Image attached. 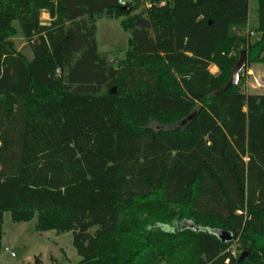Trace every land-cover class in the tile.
Here are the masks:
<instances>
[{
    "label": "trees",
    "instance_id": "obj_1",
    "mask_svg": "<svg viewBox=\"0 0 264 264\" xmlns=\"http://www.w3.org/2000/svg\"><path fill=\"white\" fill-rule=\"evenodd\" d=\"M149 3L0 0V252L10 211L72 232L77 264H264V93L213 96L238 50L264 63V0L254 42L249 0ZM103 15L125 16L118 65Z\"/></svg>",
    "mask_w": 264,
    "mask_h": 264
},
{
    "label": "rangeland",
    "instance_id": "obj_2",
    "mask_svg": "<svg viewBox=\"0 0 264 264\" xmlns=\"http://www.w3.org/2000/svg\"><path fill=\"white\" fill-rule=\"evenodd\" d=\"M124 1L126 3L130 0ZM144 1L146 6L150 5L149 0ZM254 6H257V0H251V16L246 30L251 42H254L258 37V33L255 31ZM124 18L125 16L108 17L103 15L96 21L98 52L106 56L114 65H118L120 60L125 59L129 49L130 33L122 25ZM50 19L47 11L41 13V20L44 23H48ZM14 41L22 53L31 57L30 47L20 31ZM239 51L235 52L237 60L240 57ZM209 69L213 74L219 73L218 67L211 65ZM238 85L247 94L264 93V63L249 64L248 62L241 73ZM3 220L0 264H36L38 259L41 264H77L82 259L73 244L72 232L37 231L36 217L29 222H16L12 219L10 211L4 213ZM162 228H167V226L164 225ZM92 231L94 232V229ZM232 249L237 255L239 251L236 244ZM162 264H165V261Z\"/></svg>",
    "mask_w": 264,
    "mask_h": 264
},
{
    "label": "water",
    "instance_id": "obj_3",
    "mask_svg": "<svg viewBox=\"0 0 264 264\" xmlns=\"http://www.w3.org/2000/svg\"><path fill=\"white\" fill-rule=\"evenodd\" d=\"M124 9H126L127 11H129V7H124ZM247 63H248V53H247V50L246 49H242L241 52H240L239 59L236 61L235 65L232 68L231 78L229 79V81L220 90L214 92L213 93V96H217V95L223 94L231 86H237L239 84V81H240L241 73L244 70V68L247 66ZM112 92L113 93L115 92V87L112 88ZM195 114L196 113L193 112L191 115H189L187 118H185L182 121L181 124L182 125L187 124L189 121H191L194 118ZM213 232L224 243L230 242L234 238L237 237V233H231V232L225 231V230L215 229V230H213ZM247 256H248V252L242 253V255H240V257H239L238 263H240L245 258H247Z\"/></svg>",
    "mask_w": 264,
    "mask_h": 264
},
{
    "label": "crops",
    "instance_id": "obj_4",
    "mask_svg": "<svg viewBox=\"0 0 264 264\" xmlns=\"http://www.w3.org/2000/svg\"><path fill=\"white\" fill-rule=\"evenodd\" d=\"M250 5H251V0H249V21H250ZM256 9H257V6H254V11H255V17H254V20H255V23H256ZM248 25H249V23H248ZM212 66H214V67H217L215 64H212Z\"/></svg>",
    "mask_w": 264,
    "mask_h": 264
},
{
    "label": "built area",
    "instance_id": "obj_5",
    "mask_svg": "<svg viewBox=\"0 0 264 264\" xmlns=\"http://www.w3.org/2000/svg\"><path fill=\"white\" fill-rule=\"evenodd\" d=\"M120 3H121L122 5H125V4H126L124 0H120ZM251 34H253V33L251 32Z\"/></svg>",
    "mask_w": 264,
    "mask_h": 264
}]
</instances>
